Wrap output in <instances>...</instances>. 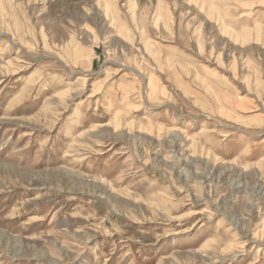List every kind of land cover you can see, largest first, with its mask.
Returning <instances> with one entry per match:
<instances>
[{
  "label": "rangeland",
  "instance_id": "374dc122",
  "mask_svg": "<svg viewBox=\"0 0 264 264\" xmlns=\"http://www.w3.org/2000/svg\"><path fill=\"white\" fill-rule=\"evenodd\" d=\"M0 264H264V0H0Z\"/></svg>",
  "mask_w": 264,
  "mask_h": 264
}]
</instances>
